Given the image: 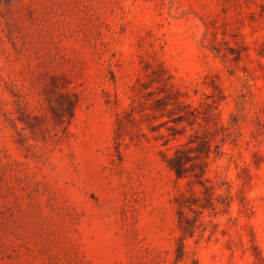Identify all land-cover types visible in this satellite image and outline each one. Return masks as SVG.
<instances>
[{
	"label": "rangeland",
	"instance_id": "1",
	"mask_svg": "<svg viewBox=\"0 0 264 264\" xmlns=\"http://www.w3.org/2000/svg\"><path fill=\"white\" fill-rule=\"evenodd\" d=\"M159 65L187 101L206 103L170 144L206 139V177L231 198L204 210L212 223L186 250L197 264H264V0H0V264L173 262L174 197L191 194L189 178L151 135L119 156L106 101L127 103L129 85ZM12 88L47 128L60 95L78 97L58 141L10 123Z\"/></svg>",
	"mask_w": 264,
	"mask_h": 264
},
{
	"label": "trees",
	"instance_id": "2",
	"mask_svg": "<svg viewBox=\"0 0 264 264\" xmlns=\"http://www.w3.org/2000/svg\"><path fill=\"white\" fill-rule=\"evenodd\" d=\"M149 69L147 79L138 76L129 85V92L126 93L127 103L120 104L118 94H114L113 99L106 100L115 103L114 148L120 156L122 146L139 144L143 139L149 140L151 135L165 146V150L160 149L159 153L166 167L174 172L177 179L189 178L187 183L191 187V194L179 192L174 197L178 207V228L181 234L176 242L174 260L169 264H178L187 258H190L192 264H197L195 257L190 256L186 250L184 239L193 237L197 229L200 235L203 234L207 228L206 223H212L211 220L202 219L204 210H209L214 215L220 206L228 207L231 198L228 192L216 193L217 186L220 187L222 182L217 184L213 179L206 177L207 158L210 153V144L206 139L197 142L193 134H189L185 142L170 144L172 140H177L184 134L186 125L193 127L200 116L199 107L206 104L205 101H199L197 105L192 104L185 98L188 93L176 85L173 76L165 68L159 65L150 66ZM11 93L19 114L15 117L8 115L6 117L13 126L16 125V120L22 123V129H28L32 139L38 141L40 137L45 144L61 138L58 126L66 123L63 131L65 132L78 106V97L75 94L70 92L61 94L56 106L50 108L52 122L51 127L47 128L40 115L31 114L27 101L18 89L12 88ZM163 128L166 131H163ZM17 133L21 136L18 130ZM18 142L31 154L38 155L35 144H26L23 137L18 139ZM197 158L201 159V162L197 163ZM195 184L201 187L198 189L199 194L193 190ZM190 212H194L195 215L189 214ZM154 261L158 264L165 261V258L157 253Z\"/></svg>",
	"mask_w": 264,
	"mask_h": 264
}]
</instances>
